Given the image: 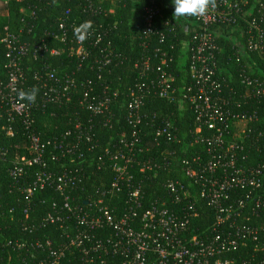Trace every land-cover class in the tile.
<instances>
[{"label": "built area", "instance_id": "built-area-1", "mask_svg": "<svg viewBox=\"0 0 264 264\" xmlns=\"http://www.w3.org/2000/svg\"><path fill=\"white\" fill-rule=\"evenodd\" d=\"M85 3V10L93 15L101 13V8L93 6V0ZM243 6V2L217 0V7L206 17H195L198 27L189 42L190 72L198 82V91L190 98L196 126L192 137L195 144L207 146V158L194 151L191 160H183L186 180H165V194L147 208L146 182L154 180L161 171H168L170 160L165 154L172 155L168 147L154 155L148 145L153 141L161 147L162 142L180 141L175 119L168 113L162 125H150L153 137L143 127L147 117L144 108L152 95L173 99L174 78L169 65L172 58L166 51L161 52L154 76L148 75L154 72L151 55L142 60V81L131 89L126 103L131 128L122 132L105 152L113 180L106 189H98L87 199L82 195L87 171L67 165L82 160L86 151L99 146L94 125L77 117L73 129L44 137L36 128L37 112L50 103L68 106L80 87L79 104L94 115L110 113L113 97L95 95L89 81L78 79L75 73L60 76L47 65L45 72L34 75L33 87L39 88L35 103L20 101L16 90L32 88H26L22 64L31 46L23 40V27L17 31L8 25L4 27L0 43L8 47V52L0 73V122L5 119L9 123V136H13L11 123L15 120L28 129L29 154L11 159L9 149L0 144V162L9 161L7 177L26 204L20 210L21 229L34 237L12 240L0 233V248L10 252L0 264H264V162L239 166L237 159L239 143L244 141L257 115L237 111L223 96L215 56L219 46L211 30L221 22L241 19L247 24V49L263 50L264 11L261 8L258 16L249 19ZM143 11L145 37L158 35L165 39L158 28L161 8L157 0L147 2ZM20 12L34 16L36 11L22 7ZM84 21L89 20L73 16L71 8L66 10L57 21V29L46 33L35 45V55L42 56L51 42L46 37H51L69 46L81 62L85 61L89 44H98L101 36H94L93 31L86 41L78 42L73 29ZM61 51L53 48L51 54L59 55ZM109 61L107 55L104 62ZM253 82L250 76L242 74V83L249 86ZM259 86L257 94L262 96L264 84ZM103 158L102 155L99 160ZM59 161L64 162L60 169L55 165ZM47 188L59 193L60 199L53 200L52 210L40 220L28 221L37 192ZM203 206L211 211L214 222L201 232L193 223L201 217ZM14 212L15 208L9 210L11 217ZM52 225L59 231L57 235L37 236L39 230Z\"/></svg>", "mask_w": 264, "mask_h": 264}, {"label": "trees", "instance_id": "trees-1", "mask_svg": "<svg viewBox=\"0 0 264 264\" xmlns=\"http://www.w3.org/2000/svg\"><path fill=\"white\" fill-rule=\"evenodd\" d=\"M150 0H93V6L101 8L100 14L91 13L86 9L85 0H0V39L4 36V27L8 25L12 30L23 27V40L30 43V51L23 58V67L27 77V86H34V75L45 72L49 65L58 71L59 75L73 74L78 79L89 81L94 87V94L113 97L110 113L94 115L79 104L78 97L82 88L66 107L48 104L46 108L37 112V131L44 137L60 135L68 129L74 128L73 121L77 117L90 120L94 125V133L99 146L86 151L82 160L67 165L69 168L83 167L87 171L84 198H92L98 189H106L112 182L114 173L105 156L106 148L113 145L119 135L129 131L131 126L127 121V99L131 89L140 81L143 72L142 60L146 55H151L152 71L149 76L156 75L155 69L160 63L161 52L166 51L172 58L169 62L173 74L172 83L173 99L165 100L157 95H152L144 108L147 117L144 120V129L153 137V127L163 124V118L168 113L175 119L176 133L179 142L172 141L168 144L162 142L159 147L149 143L150 151L154 155L162 152L166 147L172 155L165 154L169 160L168 171H161L151 182H146L144 208L151 202L165 194L163 183L173 178L185 181L182 173L183 160H191L194 151L207 158V146L195 144L192 131L195 129L194 115L191 109L190 98L198 91V82L190 72L189 42L197 30L198 23L195 17H173L174 5L171 0H157L161 8L158 17V28L164 32L165 39L158 35L148 38L144 34L143 8ZM244 3L243 9L247 18L259 15V10L264 11V0H232ZM85 6V9H84ZM35 9V15H26L20 9ZM72 9L73 16H81L93 22L94 36H101L98 44H89V56L83 62L70 52V47L55 42L51 37H46L51 42L47 49L42 51V56L35 55V45L46 33L57 29L58 19L66 10ZM86 12V13H85ZM24 19V20H23ZM169 22V24H165ZM247 24L241 19L234 23L221 22L211 28L217 37L219 49L216 51V67L222 82L223 96L231 101L234 108L241 112L256 113L257 119L253 120L242 143H239L237 159L239 166H250L264 162V95L257 94L259 83L264 84V49L249 51L246 47ZM53 48L61 49L59 55H52ZM8 47L0 43V73L7 61ZM108 55L109 63L104 62ZM239 58V60H238ZM137 62L139 66L137 67ZM242 74H247L254 80L252 85L242 83ZM116 93V95H115ZM167 118V117H166ZM109 121V122H108ZM148 123V125H147ZM13 136L7 135L9 123L0 122V144L9 149L11 159H19L28 155L29 131L19 121L11 123ZM4 126H6L4 128ZM148 139V138H147ZM231 141V137H230ZM151 145V146H150ZM104 156L103 161L99 157ZM63 161L56 162V167H63ZM9 161L0 162V233L8 239H28L34 235L24 233L21 229L20 210L26 205L15 185L7 177ZM60 194L52 189H43L37 192L31 204L30 220H40L52 210L53 200H59ZM15 208L13 217L9 210ZM201 217L195 220L193 226L198 231L207 230L214 222L211 211L203 206ZM264 222V220H262ZM59 231L52 225L42 228L37 236L57 235ZM0 248V260L6 258L10 252ZM15 255V254H14ZM16 256V255H15Z\"/></svg>", "mask_w": 264, "mask_h": 264}, {"label": "clouds", "instance_id": "clouds-1", "mask_svg": "<svg viewBox=\"0 0 264 264\" xmlns=\"http://www.w3.org/2000/svg\"><path fill=\"white\" fill-rule=\"evenodd\" d=\"M171 3L174 5L173 17L175 18H204L211 10H215L217 7V0H171ZM73 33L75 39L83 43L93 34V22L90 20L84 21L78 26H74ZM16 92L20 101L33 104L36 101L39 88L32 87L28 90L19 89Z\"/></svg>", "mask_w": 264, "mask_h": 264}]
</instances>
